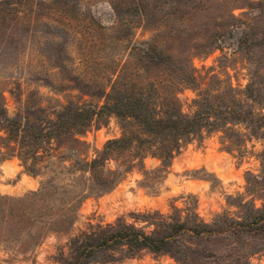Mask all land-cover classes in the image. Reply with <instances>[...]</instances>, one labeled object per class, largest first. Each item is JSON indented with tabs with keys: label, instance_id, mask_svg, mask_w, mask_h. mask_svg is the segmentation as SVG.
Here are the masks:
<instances>
[{
	"label": "rangeland",
	"instance_id": "obj_1",
	"mask_svg": "<svg viewBox=\"0 0 264 264\" xmlns=\"http://www.w3.org/2000/svg\"><path fill=\"white\" fill-rule=\"evenodd\" d=\"M4 1L13 8L0 13V95L9 116L19 114L34 128L71 103L102 106V93L114 83L128 97L143 94L169 104L175 82L189 74L196 83L176 96L183 114L193 113L197 94H214L210 101L221 109L264 114V0H62L55 8L49 6L53 0ZM111 2L122 3L123 18ZM63 4L68 15L59 10ZM138 13L149 14L150 21L143 23ZM122 126L114 116L97 118L78 143L51 142L40 153L37 176L26 173L16 157L0 162V196L38 191L60 171L66 174L57 182L71 179L67 173L81 178L78 162L120 138ZM227 128L188 140L167 166L145 156L112 190L78 204L70 232L49 233L22 254L2 247L0 264H56L61 253L67 255L71 235L88 223L131 224L132 214H169L173 207L194 209L211 223L216 216L236 218L229 200L239 197L263 208L264 130L252 133L237 123ZM62 164L70 170L64 172ZM119 165L113 160L106 169ZM84 185L78 181L75 189ZM203 246L217 264H264V230L220 236ZM118 264L179 263L142 252Z\"/></svg>",
	"mask_w": 264,
	"mask_h": 264
},
{
	"label": "trees",
	"instance_id": "obj_2",
	"mask_svg": "<svg viewBox=\"0 0 264 264\" xmlns=\"http://www.w3.org/2000/svg\"><path fill=\"white\" fill-rule=\"evenodd\" d=\"M61 1L53 0L50 8ZM110 6L116 16L124 17L122 3L111 2ZM67 7L61 5L60 12L68 15ZM12 8L8 1L0 2V13ZM138 16L143 23L151 19L145 13ZM195 83L192 74L179 78L169 104H165L164 99L145 98L143 94L128 97L116 91L114 83L109 93H102V106L71 103L35 128L19 114L9 116L0 95V132L3 134L0 162L16 157L24 171L34 176L38 175L37 165L44 158L40 153L49 150L51 142L69 139L78 143L77 136L97 118L114 116L123 123L120 138L108 141L93 159L78 162L79 168L75 171L81 178H76V173H67L71 179L57 182L66 174L60 171L44 181L38 191L21 198L0 196V248L13 247L15 253L22 254L36 247L49 233L70 232L78 204L89 195L112 190L147 155L167 166L182 144L200 138L203 132L230 131L227 125L233 123L244 124L252 133L264 130V114L218 108L210 101L214 94H197L192 100L193 113L183 114L176 96ZM132 155L135 159L125 162L127 156ZM113 160L119 161V167L113 171L106 169L107 162ZM62 169L70 170L63 164ZM78 181L84 182L83 191L75 189ZM229 201L237 208V217L216 216L211 223L200 219L194 209L174 207L169 214H132L134 222L131 224L123 219L105 225L88 223L84 230L71 235L67 255L61 253L56 264H118L142 252L170 256L179 264L216 263L218 259L207 253L204 243L220 236L237 238L264 230V206L256 209L252 201L244 202L240 197ZM139 224L143 226H137Z\"/></svg>",
	"mask_w": 264,
	"mask_h": 264
}]
</instances>
